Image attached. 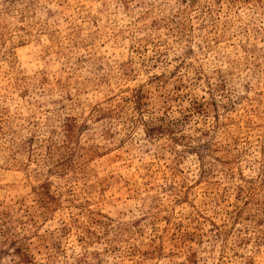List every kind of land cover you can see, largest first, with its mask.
<instances>
[{
  "label": "clouds",
  "instance_id": "1",
  "mask_svg": "<svg viewBox=\"0 0 264 264\" xmlns=\"http://www.w3.org/2000/svg\"><path fill=\"white\" fill-rule=\"evenodd\" d=\"M0 264H264V0H0Z\"/></svg>",
  "mask_w": 264,
  "mask_h": 264
},
{
  "label": "rangeland",
  "instance_id": "2",
  "mask_svg": "<svg viewBox=\"0 0 264 264\" xmlns=\"http://www.w3.org/2000/svg\"><path fill=\"white\" fill-rule=\"evenodd\" d=\"M202 107H203L202 104H195V108H196L197 111H199V109H201ZM99 158H100V159H104L103 156H100ZM112 163H113V164H118L119 161H117V160H113ZM44 187H45L44 195H47V186H44Z\"/></svg>",
  "mask_w": 264,
  "mask_h": 264
}]
</instances>
